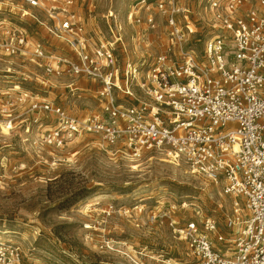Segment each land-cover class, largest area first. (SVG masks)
<instances>
[{"label": "built area", "instance_id": "obj_1", "mask_svg": "<svg viewBox=\"0 0 264 264\" xmlns=\"http://www.w3.org/2000/svg\"><path fill=\"white\" fill-rule=\"evenodd\" d=\"M27 2L43 6L50 32L76 57L48 51L21 31H8L4 52L29 54L47 75L70 77L72 89L80 77L98 84L100 110L84 117L34 99L33 109L57 121L47 143L62 147L91 133L135 159L158 152L186 164L220 186L232 205L228 232L211 216L171 218L188 249V258L176 264H264V0H206L209 26L217 32L200 53L189 46L198 31L179 0H127L125 20L136 32L130 52L125 23L113 11L104 34L88 30L75 0ZM0 264H26L20 246L0 242Z\"/></svg>", "mask_w": 264, "mask_h": 264}, {"label": "rangeland", "instance_id": "obj_2", "mask_svg": "<svg viewBox=\"0 0 264 264\" xmlns=\"http://www.w3.org/2000/svg\"><path fill=\"white\" fill-rule=\"evenodd\" d=\"M75 2L91 31L109 34L105 17L117 14L125 23L128 51L135 48V27L125 20L127 0ZM179 2L191 10L198 32L189 46L200 53L217 32L209 26L206 0ZM51 23L43 6L0 0V242L20 246L26 264H176L188 258V249L173 232L171 218L211 216L228 232L232 197L184 163L158 152L135 159L91 133L62 147L47 143L57 121L33 109L35 98L77 117L100 110L98 84L90 78H78L72 89L70 77L47 75L29 54L7 55L2 49L8 31H21L48 51L75 58L73 47L50 32ZM4 120L12 124L10 133L2 131Z\"/></svg>", "mask_w": 264, "mask_h": 264}, {"label": "bare ground", "instance_id": "obj_3", "mask_svg": "<svg viewBox=\"0 0 264 264\" xmlns=\"http://www.w3.org/2000/svg\"><path fill=\"white\" fill-rule=\"evenodd\" d=\"M1 127H2V131L4 133H10L11 132V129H12V124L10 122V120H4L2 123H1ZM160 161H165V162H169V163H172L170 160L168 159H159ZM176 165V164H175ZM177 166V165H176ZM138 166H134V168H137Z\"/></svg>", "mask_w": 264, "mask_h": 264}]
</instances>
